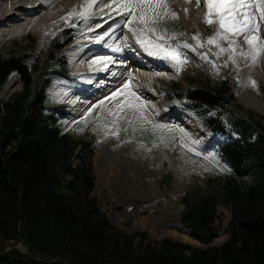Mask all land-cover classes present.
Instances as JSON below:
<instances>
[{"label":"trees","instance_id":"16d2710c","mask_svg":"<svg viewBox=\"0 0 264 264\" xmlns=\"http://www.w3.org/2000/svg\"><path fill=\"white\" fill-rule=\"evenodd\" d=\"M27 49L16 42L0 48V93L12 76L20 83L9 97L0 94V239L20 241L28 252L1 244L0 264H264V116L236 105L227 80L197 75L185 90L177 83L163 89L169 103L221 137L212 148L223 171L205 174L202 186L188 183L177 229L209 244L222 205L230 212L228 239L202 249L152 243L145 233L116 229L100 211L91 196L92 139L62 130L59 113L46 106L45 89L64 58ZM170 181L165 175L162 183Z\"/></svg>","mask_w":264,"mask_h":264},{"label":"rangeland","instance_id":"374dc122","mask_svg":"<svg viewBox=\"0 0 264 264\" xmlns=\"http://www.w3.org/2000/svg\"><path fill=\"white\" fill-rule=\"evenodd\" d=\"M81 25L82 22L75 17L60 25L68 34L74 30L68 35L72 36L70 40L65 42L63 39L68 36L54 35L46 41H38L31 33H24L22 37L14 36L0 40V48H8L16 42L27 47V53L32 56L48 51L64 58L65 68L57 72V79L65 72L68 80L72 79L69 84L75 85L69 86L64 81L52 80L50 85H60L54 86L53 92L59 91L60 94L57 93V98H53L50 96L52 92L46 94L45 90L46 106L59 113L58 126L62 130H68L74 136L92 139L94 187L91 196L96 199L100 211L112 226L126 233H145L152 243L170 239L201 249L206 246H220L228 239L226 230L230 219L229 209L222 205L217 206V217L213 222L217 227L218 236L209 244L200 243L179 231L177 227L180 225L179 215L182 209L179 199L186 191L188 183L195 181L202 186L205 174L220 175L223 171L213 159L212 148L221 140L212 135L197 116L182 110L174 105L175 103H169L163 87L177 83L181 90H185L190 86L189 80L197 75L209 79L212 83L227 80L236 105L264 116V81L230 69L226 59L227 51L216 55L218 49L214 45L204 43L203 47L198 46L199 42L212 36L206 28L201 29L203 35H198L194 29V36L200 37L198 42L190 36L181 21L169 16L165 22H157L155 27L158 30H166L169 37L175 36L168 42L173 47L180 46L178 51L185 63L179 65V71L174 62L165 59L163 60L167 62L169 69L138 68L132 62L127 64L126 70L124 67L122 74L125 71L131 74L134 68H138L137 70H143L145 75L138 78L137 82L129 81V84H135V93L147 108L146 118L136 117L131 115L128 108L120 111L113 102L107 101V95L117 86H104L100 89L82 86L81 79L79 81L68 66L69 54L65 48L73 42L76 30ZM147 36L155 40L152 34L147 33ZM219 44L226 49L224 41H219ZM183 45L188 47H182ZM132 50L135 54L134 51L129 54L131 59L146 56L154 60L158 58L149 55L143 46ZM229 72L232 73L231 76H228ZM249 79L256 81L257 88L253 89L247 85ZM122 80L124 81L118 80V83ZM19 90L20 83L12 76L0 94L5 99L12 92ZM73 100L77 102L71 104ZM101 101H104L103 105L100 104ZM118 111L119 116L116 115ZM156 125L162 127H154ZM150 135L155 136L154 142H148ZM188 148L193 151H188ZM126 150L131 152L130 158L135 165L129 163V167L120 170L116 166L115 157ZM197 152L199 155L195 154ZM101 155L105 158L103 163L98 161ZM165 175L171 177L169 186L162 183ZM1 244L4 245L2 248L5 251L15 248L22 254H28L20 241L11 243L0 239V247Z\"/></svg>","mask_w":264,"mask_h":264},{"label":"bare ground","instance_id":"6f19581e","mask_svg":"<svg viewBox=\"0 0 264 264\" xmlns=\"http://www.w3.org/2000/svg\"><path fill=\"white\" fill-rule=\"evenodd\" d=\"M84 2L85 0H0V40L14 36L22 37L24 33H31L38 41H46L54 35L65 33L67 31L64 32L60 27V25L66 22L65 19L62 18H67L70 12H79ZM163 2L168 4L171 11H175L178 14V20L185 25L192 38L195 33L194 29H196L198 35H203L201 31L202 28H206L211 35H214L216 32L217 26L215 24L208 26L202 22L205 8L203 4L197 7L196 0H190V2H186V0H163ZM110 4L112 7H108ZM185 9L188 10L187 14L185 13ZM160 11L166 12L168 10L160 9ZM90 12L91 15L88 19L77 18L75 15L72 17L82 22V25L77 28L74 40L70 43L71 45L69 44L66 48L64 47L68 50L69 54L68 66L73 70L75 77L79 78V81L81 79L82 86L87 88L91 87L93 89H100L104 86H117L113 90V92H116L118 89L122 88L126 82L130 83V80L137 82L138 78L145 76L143 70H137L140 67L146 69L149 67L148 69L151 68L155 70L158 67L169 69L168 64H166L167 62L165 63L163 59L162 61L156 58L155 61L152 57L148 58L146 55H144L146 57H142L146 61H142V58H138L140 60L131 59L132 57H130L129 54L134 51L132 48H141V45L137 42L138 33L133 30L142 27V25L133 24L131 26L133 30H130L126 24L128 17L117 14L113 0H97V3ZM168 17V15H165L162 19H158L157 22H165ZM67 21H69V19ZM69 34L66 33L62 36H68ZM260 35L264 36V24L260 25ZM71 37L72 36H68L63 39L64 42L70 40ZM235 39V47L238 50L248 51V46L242 38ZM227 47L228 45L226 43V49ZM114 49H119V51H114ZM187 53H189V51H187ZM100 58L111 59L101 60ZM226 59L229 68L236 73H241L249 77L261 78L264 81V52L260 54L259 60L255 65H252L250 58L246 59L239 54L233 55V53L229 51H227ZM129 62H132V64L135 63V66L137 65L136 67L138 68H134L131 77L127 78L126 75L129 74H127L126 71L123 74L121 72L124 67L125 70L127 69L126 66ZM67 77L68 76H65L64 73V75L57 80L64 81V83L69 86L75 85H70L69 82H71L72 79L68 80ZM121 79H124V81L122 80L118 83V80ZM79 83L80 82H78V85ZM54 86L60 85H49L46 89V94L52 92L50 96L57 98L56 94H60V92H53ZM125 91L135 92V84L131 82L129 88ZM112 93L107 95V98L111 97ZM243 97L246 96L243 95ZM122 100H124L123 95L118 96L115 100L108 99L107 101L109 103L113 102L115 106H117L118 102ZM76 102V100H73L71 104H75ZM140 102L141 100L134 101L136 105H139ZM124 108L128 107L125 106ZM128 110L131 115L136 117L146 118L148 116L146 112L147 108L144 104L142 109L135 107L128 108ZM130 157L131 152L128 150L118 154L115 157L116 166H118L120 170H124L126 167H129V163L135 165ZM104 159V155H101L98 161L103 163Z\"/></svg>","mask_w":264,"mask_h":264},{"label":"snow or ice","instance_id":"6c2138e0","mask_svg":"<svg viewBox=\"0 0 264 264\" xmlns=\"http://www.w3.org/2000/svg\"><path fill=\"white\" fill-rule=\"evenodd\" d=\"M186 2H190V0H186ZM96 3L97 0H85L79 12H70L67 18L62 19H65L67 22L74 15L77 18L88 19L91 15L90 10ZM113 3L115 4L117 14L128 17L126 24L130 30H133L131 28L133 24L142 25V27H138L133 31L138 33L137 42L145 48L148 54L174 62L177 66V71H179V65L185 63V60L181 58V53L178 51V47L180 46L173 47L168 42L174 39L175 36L169 37L166 30H158L155 27L158 19H162L165 15L178 20V14L175 11H171L168 4L163 2V0H113ZM201 4L205 8L202 22L208 26L215 24L217 28L214 35L207 37L203 42H199L200 37L198 35L194 36L193 39L199 42L198 46L203 47L204 43L214 45L218 49L216 55L229 51L233 55L239 54L246 59L250 58L252 65H255L259 60L260 54L264 52V36L260 35V25L264 24V0H196L197 7H200ZM108 7H112V5L110 4ZM160 9H167L168 11L161 12ZM187 11L185 9L186 14ZM147 33L155 36V40L147 38ZM235 38H242L248 46V51L238 50L235 47ZM221 40L227 43V49L220 46L219 41ZM182 47L188 46L183 45ZM114 51H119V49H114ZM100 59L110 60L111 58ZM129 75L131 77V74ZM247 85L253 89L257 88L256 81L251 79L247 81ZM128 88L129 83L126 82L122 88L113 92L111 97L106 99L115 100L118 96L123 95L124 100L119 101L117 104L120 111H123L125 106L142 109V101L139 105L134 103V101H140V97L135 92H126L125 90ZM103 103L104 101L100 102L101 105ZM89 112H91V109ZM116 115L119 116V111ZM154 127L162 126L156 125ZM187 150L193 151L192 148H188ZM195 154L199 155L198 152ZM213 159H215L214 156Z\"/></svg>","mask_w":264,"mask_h":264}]
</instances>
